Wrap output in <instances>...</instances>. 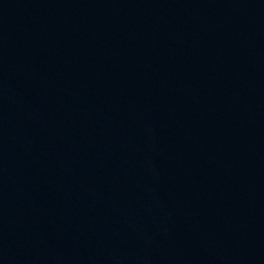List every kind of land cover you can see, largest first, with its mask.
I'll use <instances>...</instances> for the list:
<instances>
[{"label":"water","instance_id":"1","mask_svg":"<svg viewBox=\"0 0 264 264\" xmlns=\"http://www.w3.org/2000/svg\"><path fill=\"white\" fill-rule=\"evenodd\" d=\"M0 264H264V0H0Z\"/></svg>","mask_w":264,"mask_h":264}]
</instances>
